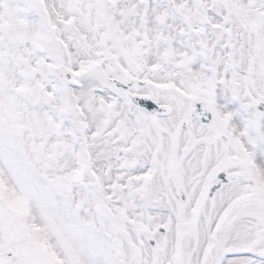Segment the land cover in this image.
Segmentation results:
<instances>
[{
	"label": "snow or ice",
	"instance_id": "1",
	"mask_svg": "<svg viewBox=\"0 0 264 264\" xmlns=\"http://www.w3.org/2000/svg\"><path fill=\"white\" fill-rule=\"evenodd\" d=\"M0 264H264V0H0Z\"/></svg>",
	"mask_w": 264,
	"mask_h": 264
}]
</instances>
